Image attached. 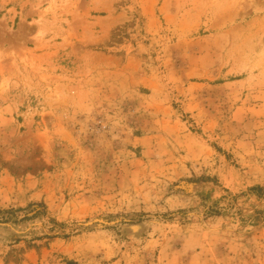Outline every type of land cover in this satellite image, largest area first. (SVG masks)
Returning a JSON list of instances; mask_svg holds the SVG:
<instances>
[{
	"label": "rangeland",
	"instance_id": "obj_1",
	"mask_svg": "<svg viewBox=\"0 0 264 264\" xmlns=\"http://www.w3.org/2000/svg\"><path fill=\"white\" fill-rule=\"evenodd\" d=\"M264 0H0V264H264Z\"/></svg>",
	"mask_w": 264,
	"mask_h": 264
},
{
	"label": "trees",
	"instance_id": "obj_2",
	"mask_svg": "<svg viewBox=\"0 0 264 264\" xmlns=\"http://www.w3.org/2000/svg\"><path fill=\"white\" fill-rule=\"evenodd\" d=\"M251 190H252L253 193H255V195L258 198H260V199L264 198V188L263 187H259V186L258 187H254ZM66 264H76V263L73 262V261H69Z\"/></svg>",
	"mask_w": 264,
	"mask_h": 264
}]
</instances>
